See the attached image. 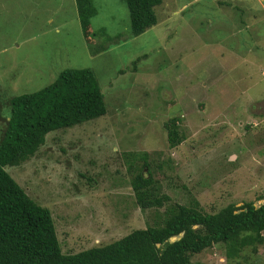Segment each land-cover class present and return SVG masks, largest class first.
<instances>
[{
	"label": "rangeland",
	"instance_id": "374dc122",
	"mask_svg": "<svg viewBox=\"0 0 264 264\" xmlns=\"http://www.w3.org/2000/svg\"><path fill=\"white\" fill-rule=\"evenodd\" d=\"M94 3L89 42L76 0H0V137L9 99L67 68L92 69L107 104L106 115L51 131L34 156L7 166L51 209L63 250L155 223L136 202L129 151L172 161L155 175L174 201L196 198L205 211L263 203L264 0H162L158 23L137 36L124 0ZM174 117L186 137L177 148L165 128ZM252 260L264 264V245ZM193 261L228 264L219 244Z\"/></svg>",
	"mask_w": 264,
	"mask_h": 264
},
{
	"label": "trees",
	"instance_id": "16d2710c",
	"mask_svg": "<svg viewBox=\"0 0 264 264\" xmlns=\"http://www.w3.org/2000/svg\"><path fill=\"white\" fill-rule=\"evenodd\" d=\"M132 35L158 23L155 7L162 0H124ZM85 37L93 42L91 19L97 13L94 0H76ZM100 49L93 50L98 53ZM0 137V264H199L193 256L219 244L228 264H255L252 255L264 245V202H230L205 211L200 201H174L155 175L171 160L162 151L125 153L136 202L153 208L155 223L137 228L121 238L77 252L62 248L51 209L32 198L9 173L34 156L56 129L80 125L108 112L104 93L90 68H67L45 87L13 96ZM179 117L165 123L170 147L186 138ZM157 157L156 160L153 158ZM155 164L156 169L151 165ZM164 207V209H162ZM183 232L174 242L173 235Z\"/></svg>",
	"mask_w": 264,
	"mask_h": 264
},
{
	"label": "water",
	"instance_id": "95a60500",
	"mask_svg": "<svg viewBox=\"0 0 264 264\" xmlns=\"http://www.w3.org/2000/svg\"><path fill=\"white\" fill-rule=\"evenodd\" d=\"M182 236H183V232H181V233H179V234H177V235H173V236H171V237L169 238V241L174 242V241H176V240H179Z\"/></svg>",
	"mask_w": 264,
	"mask_h": 264
}]
</instances>
